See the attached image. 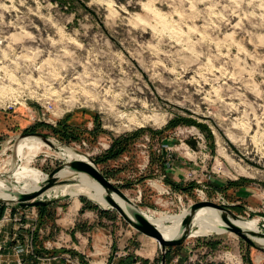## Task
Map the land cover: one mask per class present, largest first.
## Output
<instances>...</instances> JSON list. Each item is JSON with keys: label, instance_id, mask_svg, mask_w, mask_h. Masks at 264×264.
<instances>
[{"label": "rangeland", "instance_id": "374dc122", "mask_svg": "<svg viewBox=\"0 0 264 264\" xmlns=\"http://www.w3.org/2000/svg\"><path fill=\"white\" fill-rule=\"evenodd\" d=\"M82 1L88 10L0 0V178L13 183L3 170L24 131L93 159L119 139L122 152L97 167L142 210L175 215L204 200L235 207L227 187H248L259 193L256 210L231 209L263 232L264 0ZM47 148L31 163L46 175L65 162ZM43 198L53 200L43 214L1 203L0 252L10 264L14 234L39 245L43 264L56 254L54 264H91L112 252L101 264L127 254L159 264V244L115 208L79 197L73 205L52 191ZM92 219L99 231L85 252L98 253L73 256L66 239L82 241ZM167 249L165 264H264V252L229 231Z\"/></svg>", "mask_w": 264, "mask_h": 264}, {"label": "bare ground", "instance_id": "6f19581e", "mask_svg": "<svg viewBox=\"0 0 264 264\" xmlns=\"http://www.w3.org/2000/svg\"><path fill=\"white\" fill-rule=\"evenodd\" d=\"M50 141L54 146L45 143L39 137L34 135L17 137V140L12 148L13 155L7 162L5 161L6 165L3 170L5 172H11V181L13 183L12 186H9L6 180L0 178V198L12 199L13 195L10 193L12 190H16L18 192H29L38 188L40 183L46 178V174L31 166V163L33 162L34 157L42 152L44 147L53 148V155L56 157H63L65 161L73 159H86V155L77 153L69 146L55 143L52 140ZM57 175L60 178H70L72 182L54 186L45 191V194L48 195L49 192L52 191V196H69L72 200H74L72 201L73 205H77V197L85 195L102 208H110V206L103 199V188L88 174L84 172L74 173L63 169L59 171ZM114 198L120 201L116 195H114ZM143 212L150 222L158 228L162 235L169 239L178 236L179 230L182 226V221L187 213V208L182 209L180 213L175 215L157 214L155 212H149V210H143ZM254 221L255 220L252 222L253 226L250 222H248V220H244L242 218L236 221V223L244 229L256 232L258 231V228L254 224ZM227 229L228 226L221 219L218 211L210 207H202L195 214L192 230L188 237L209 235L216 232H226ZM251 238L259 245L264 246V238L255 235H251ZM154 240L158 243L156 239Z\"/></svg>", "mask_w": 264, "mask_h": 264}, {"label": "water", "instance_id": "95a60500", "mask_svg": "<svg viewBox=\"0 0 264 264\" xmlns=\"http://www.w3.org/2000/svg\"><path fill=\"white\" fill-rule=\"evenodd\" d=\"M34 135L39 137L42 141L51 146L53 143L42 133L38 132H24L21 137ZM69 170L70 172H84L88 174L92 179H94L104 190L103 199L112 208H115L132 227H134L140 233L152 237L158 241L160 248V262L159 264H165V253L166 249L171 246H176L183 243L191 233L193 226V219L196 212L202 207H210L218 211L221 219L228 226L227 231L233 232L242 238L248 245L254 246L256 249L264 252V246L259 245L256 241L251 238V235H255L264 238V231L252 232L247 229L242 228L236 223L240 218L239 214L235 213L231 208L225 206L222 203H216L213 201H197L190 204L187 208V213L182 221V226L179 230L178 236L175 238H165L158 228L150 222V220L145 216L141 207L132 201L117 185H115L110 179H108L97 167L94 159L86 156V159H73L70 161H65L56 167L52 172L46 175L43 182L40 183L37 189L29 192H18L16 190L10 191L13 195L12 199L0 198V203L6 204L7 206H43L51 203L53 200L44 199L45 191L51 189L54 186L70 183L72 180L70 178H60L57 173L61 170ZM9 186L12 183L7 181ZM114 195L118 197V200L114 198ZM91 200L85 195H81ZM92 201V200H91ZM123 204V205H122Z\"/></svg>", "mask_w": 264, "mask_h": 264}, {"label": "crops", "instance_id": "0c3cea01", "mask_svg": "<svg viewBox=\"0 0 264 264\" xmlns=\"http://www.w3.org/2000/svg\"><path fill=\"white\" fill-rule=\"evenodd\" d=\"M235 192L236 193V199L235 200H233V201H231V204H229V205H240V206H242V207H246L248 210H250V209H253V211H255L256 209H255V207L252 205V204H254V203H257L258 201V199H257V196L259 197V193L258 192H252V193H250L251 192V190H250V188H245V189H243V188H241L240 190H237L236 188H229V187H227V192ZM249 192V193H248ZM246 196H248L247 198H246ZM91 211V210H90ZM93 211V210H92ZM244 212H245V209L243 210ZM84 213V212H83ZM85 215L84 216H88L89 214H92V212L90 213L89 211L88 212H85L84 213ZM59 221L60 222H63V223H65L67 220H65L64 218H61V219H59ZM91 221H94L95 223H91V227H87V231L86 232H84L83 234H86L85 236H83V240L81 241H77V242H75L74 240H69V241H67V239H66V244H67V248H72V249H68L67 250V252H69V250H72V252H73V256L75 255V253L77 254V252L80 254V255H86V256H90V255H93L94 253H98V252H96L95 250L92 252V253H86L85 252V247L87 246L86 244H87V242L89 243V238H90V242H91V245L90 246H92V244H93V241H92V237L94 236V234H96V233H98V231H99V228L97 227V224H98V221L97 220H95V219H92V220H89L88 221V224L91 222ZM74 233H73V235H75V236H78L77 234H82L81 232H78V231H73ZM142 234V233H141ZM106 236V235H105ZM146 236V235H145ZM76 238V237H75ZM129 239V237L128 238H126L125 240H128ZM42 243V247L43 248H47L46 247V244L47 243H50L49 241H41ZM82 242H83V245H82ZM112 244V240H110L109 241V244H108V246H111V247H114V246H112L111 245ZM38 246L39 245H36V251L38 250L37 248H38ZM93 246H94V244H93ZM116 246V245H115ZM84 248V249H83ZM126 250V249H125ZM125 250H119V251H114V254H118V256L119 255H121V251L123 252L122 254H126V252H125ZM128 250V249H127ZM126 250V251H127ZM156 250V249H155ZM118 252H120V253H118ZM37 253V252H36ZM113 253V252H112ZM112 253H110V254H108L107 255V258L105 259V258H102V260L101 261H93V260H89V259H87L89 262H92L91 264H101V263H103L104 262V260H107L109 257H110V255L112 254ZM38 254V253H37ZM36 254V255H37ZM70 254V253H69ZM137 254H139V253H137ZM57 255V254H56ZM56 255H52V257L53 256H56ZM65 255H68V254H65ZM154 255V254H153ZM138 256H141V258H145V259H148V257H144V256H142V255H138ZM56 257H58L59 258V256H56ZM24 258V263L23 264H31V263H35L36 262V258L35 257H32V256H29V257H23ZM115 258H117V257H115ZM114 257H113V260L115 259ZM148 261H149V259H148ZM69 263V264H76L75 263V261H74V259H72V260H63V262H62V264H66V263ZM149 263V262H148Z\"/></svg>", "mask_w": 264, "mask_h": 264}, {"label": "trees", "instance_id": "16d2710c", "mask_svg": "<svg viewBox=\"0 0 264 264\" xmlns=\"http://www.w3.org/2000/svg\"><path fill=\"white\" fill-rule=\"evenodd\" d=\"M53 1L54 2H58L62 7L65 6V8L68 9V10L72 9L75 6V4H79L81 7H83L84 9L88 10L87 6L85 5V3L82 0H53ZM63 125H65V124H63ZM57 128L59 130H61V126L57 127ZM64 129L66 131H63V132H66V135H71L72 140H75L77 138V135H75V134H77L75 130H73L72 128H69L67 126H65ZM24 132H34V131H24ZM122 150H123V145H121L120 140L119 139H115V140H113L110 143L109 148L105 151V153L102 156L94 158V162L97 164L99 162H103V161H106L108 159L114 158L118 154H120L122 152ZM166 182L168 184H170L171 186H173L174 188L182 189L184 191L187 190L185 187L179 186L178 184H176L175 182L171 181L170 179H166ZM79 199L82 202L89 201L84 196H79ZM3 207H4V205H2L0 203V215L2 213ZM91 207L98 208L97 205L91 206ZM39 208H40V212H42V214H43V212L44 213L46 212V208H47L46 205L39 206ZM230 208L235 209V208H238V206L236 205L235 207H230ZM99 211L105 213V210L103 211L102 209H99ZM113 249H115V248L113 247ZM166 250L167 251L165 253V262H166V260H168V250L169 249H166ZM136 261H139V264H148V262H149L148 259L141 258V257L135 256L133 254H127V255H125L123 257H120L115 264H131V263H134ZM248 262H250L249 259H248Z\"/></svg>", "mask_w": 264, "mask_h": 264}, {"label": "built area", "instance_id": "2783aa9c", "mask_svg": "<svg viewBox=\"0 0 264 264\" xmlns=\"http://www.w3.org/2000/svg\"><path fill=\"white\" fill-rule=\"evenodd\" d=\"M5 219L6 216L0 218V230H1L2 222ZM11 241H12L11 242L12 255L16 256L15 264H23L24 263L23 257H29V256L36 258L35 264H43L45 259H49V258H41L39 255H36V249H35L36 246H34L33 243H31V239L27 238V235H25L22 241H19L17 235L14 234L11 238ZM1 247L2 246H0V249ZM50 259H51L50 263H44V264H54L58 260V257L53 256ZM0 264H10V260L8 259V256H5L3 252L2 253L0 252Z\"/></svg>", "mask_w": 264, "mask_h": 264}]
</instances>
